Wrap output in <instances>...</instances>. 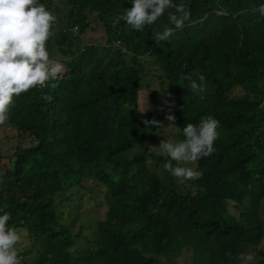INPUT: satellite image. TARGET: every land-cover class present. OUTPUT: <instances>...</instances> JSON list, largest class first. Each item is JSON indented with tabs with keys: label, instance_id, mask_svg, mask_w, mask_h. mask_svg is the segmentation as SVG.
Wrapping results in <instances>:
<instances>
[{
	"label": "trees",
	"instance_id": "obj_1",
	"mask_svg": "<svg viewBox=\"0 0 264 264\" xmlns=\"http://www.w3.org/2000/svg\"><path fill=\"white\" fill-rule=\"evenodd\" d=\"M39 2L56 17L46 48L65 74L14 97L0 124L15 133L0 142V208L21 264H241V253L264 264V0H175L191 15L168 41L152 32L175 9L138 31L121 19L130 0ZM145 59L168 85L177 132L166 139L219 121L215 151L189 165L195 181L163 169L160 126L143 123L155 119L139 112ZM182 73L203 75L204 91ZM155 98L149 89L151 108ZM93 208L96 229L76 231Z\"/></svg>",
	"mask_w": 264,
	"mask_h": 264
},
{
	"label": "clouds",
	"instance_id": "obj_2",
	"mask_svg": "<svg viewBox=\"0 0 264 264\" xmlns=\"http://www.w3.org/2000/svg\"><path fill=\"white\" fill-rule=\"evenodd\" d=\"M130 3L132 7L124 10L121 19L138 31L146 25H153L166 10L175 9V12L167 13L171 26L154 30L153 41H168L191 15L185 3H176L175 0H130ZM255 11L264 16V2ZM55 20V15L39 0H0V123L7 119L14 97L64 73L63 65L50 60L46 48ZM180 80L188 81L193 92L204 91L205 77L199 73H182ZM180 85L184 87L182 83ZM167 119L175 121L176 118L168 115ZM143 123L158 125L160 121L144 119ZM218 128L219 121L209 114L196 124L186 123L182 140H162L157 148L167 158L163 169L180 183L199 179L202 172L189 165L215 151ZM9 220V213L0 208V264H21L15 247L21 237L15 228L9 226ZM238 259L241 264H251L253 255L241 253Z\"/></svg>",
	"mask_w": 264,
	"mask_h": 264
},
{
	"label": "rangeland",
	"instance_id": "obj_3",
	"mask_svg": "<svg viewBox=\"0 0 264 264\" xmlns=\"http://www.w3.org/2000/svg\"><path fill=\"white\" fill-rule=\"evenodd\" d=\"M102 36H103V32H101V29H99L98 33L95 34L94 38H96V40H101V38H103ZM85 38L88 39L87 36ZM57 58H59L58 55H57ZM53 62L62 64L59 61V59H56ZM147 62H148L147 59L142 60V61L140 60V61H136V65H135L136 70H138L143 75V78H144L141 84V87H140L139 104H140L141 111L147 110L143 114H149V113L155 114V119L160 121L159 123L160 133L156 137V143H159L158 145L160 146V143L162 140H166L167 136L168 137L173 136L177 132V126H176L175 121H169L167 119V116L174 115V112H173L172 104L170 102L168 85L162 84L164 82L163 81L164 78L162 77L163 73L156 66H150ZM64 74H65V67H64V73L61 76H63ZM149 89L155 92V96H156L155 108H151V106H149V103H148L149 102ZM167 122L170 123L171 125H169ZM0 124H3V123H0ZM14 134L15 133L10 128L0 127V142L3 141L2 139H5L7 135L9 138H11L14 136ZM12 140L13 139H10V141ZM193 165L194 164H192V166ZM93 187H94V183L92 181H89L86 184L87 190ZM88 193L84 194L85 198L86 196H88ZM90 210L91 211L93 210V211L91 213H88L89 216L82 214V213L80 214L77 224L75 225L76 231L79 229L80 223L82 224L87 221H90V223L85 227L84 233L92 232L96 229L99 220H101L103 217V213H99V211L96 210V208L95 209L93 208ZM85 244L86 242H82L81 246L83 247L85 246ZM261 247L264 250V242L261 245ZM248 254H251V253H248ZM254 257L255 256L253 255V258ZM188 262H189L188 254L181 256L177 260H174V264H187Z\"/></svg>",
	"mask_w": 264,
	"mask_h": 264
}]
</instances>
